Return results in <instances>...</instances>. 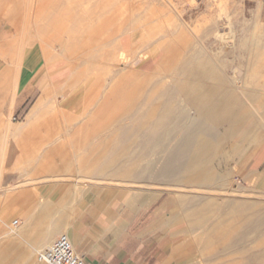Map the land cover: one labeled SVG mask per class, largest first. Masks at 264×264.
<instances>
[{"label":"rangeland","instance_id":"obj_1","mask_svg":"<svg viewBox=\"0 0 264 264\" xmlns=\"http://www.w3.org/2000/svg\"><path fill=\"white\" fill-rule=\"evenodd\" d=\"M94 1H98L102 9L95 23H106L105 28H84L86 22L76 20L79 4L88 6ZM14 21L19 28L13 26ZM214 21L226 23L222 31L223 45H212L216 38V32L211 30ZM94 31H105L111 35L110 39L117 38L118 42L134 34L135 52L131 54L126 48V55L119 60L120 69L124 68L127 72L133 69L137 71L135 67L150 57L148 52L160 47L177 50L174 56L171 55V58L174 57L170 62L173 69L191 53L193 46H196L194 49L230 46L227 60L231 65H237L243 63L234 49L240 37L254 31L255 37L261 38L264 44V0H0V246L19 242L29 252L31 264H39V251H44L60 235L72 233L83 220L86 210L96 203L105 206V215L112 219L120 216L133 219L126 234L140 237L136 239L135 249L143 247V258L150 256L152 264L157 263L159 252L162 264H197L200 260L211 258L216 252L215 248L218 249V246L206 243L211 229L190 227L185 218L189 207H180L178 200L183 196L207 194L211 197L222 196V201L250 200L264 204V137L256 150L250 149V139L243 143L239 137L229 140L221 148L230 164L222 169L217 165L216 170L230 175L231 190L245 193L237 197L147 186L118 178H86L84 171L92 165L85 162L91 155H102L108 149L105 142L110 135L107 123L122 116H116L114 111H103L95 116V120L88 121L90 113L97 110L104 99L93 100L87 105L83 95L71 112L74 116L65 117L53 104L58 100L57 105L62 106L64 98L41 90L39 84L47 78L43 74H50L56 67H69L73 75L81 72L74 75L73 80L78 82L80 88L89 83L90 78L103 80L111 75L116 62H113L114 67L107 62L108 67L87 70L86 63L99 61L104 65V52H99L97 43H89V34ZM167 33L172 37L164 39ZM119 47L123 49L124 46H117L118 53ZM34 51H37L36 55L32 54ZM37 55L41 64L32 70H20V84L14 95L18 65L36 60ZM51 62V70H45ZM126 63L127 66L132 63L134 68H125ZM72 74L64 68L55 71L54 77L56 82L64 81ZM257 76L264 81V74ZM67 93L65 89V95ZM13 98L15 101L11 106ZM123 102L117 100L113 103ZM180 103L186 106L185 102ZM8 120L15 130L6 125ZM46 121L50 122L47 132L32 133L35 136L41 134V137L34 142L21 144L25 131L43 130ZM84 125H87L85 132H79ZM218 132L223 133V128H219ZM60 136L63 138L53 143V139ZM161 151L157 149L155 157L145 159L144 163L155 161ZM161 206H166L167 211L155 216V211ZM130 210L135 213H130ZM42 217H45L44 221L38 222ZM15 221L19 222L16 228L13 226ZM55 221L60 223L55 224ZM55 225L62 229L49 243H45L47 246H38L31 239L23 237L30 229L38 234L47 232ZM160 245L166 246V250H159ZM34 247L39 251H34ZM239 255L228 253L224 255L228 260L223 256L219 261L237 264Z\"/></svg>","mask_w":264,"mask_h":264},{"label":"bare ground","instance_id":"obj_2","mask_svg":"<svg viewBox=\"0 0 264 264\" xmlns=\"http://www.w3.org/2000/svg\"><path fill=\"white\" fill-rule=\"evenodd\" d=\"M211 24L213 26L211 30L216 32V36L213 34L216 38L212 45H223L225 42L222 31L226 23L214 21ZM106 25V23L99 25V29L105 28ZM13 26L19 28L16 21L13 22ZM255 33L252 31L237 41L234 49L243 61L237 65H231L227 60L230 46L228 48L212 46V49L206 48L207 46L194 49L196 46H193L191 53L180 58L178 67L173 69L170 62H173L171 61L174 59L173 53L177 50L160 47L148 52L150 57L135 67L137 71L133 69L132 63L128 64L133 70L127 72L124 68L120 69L122 66L119 65V60L126 55V48L131 54L135 52L134 34L118 42L117 38L110 39L111 35L105 31H94L89 34V43H97L100 47L99 52H104V65L99 64V61L86 63L87 70H96L108 67L107 62L112 66L113 62H116L115 69L110 71L111 75L104 77L103 80L90 78L89 83L86 82L80 88L77 86L78 82L73 80L74 75L81 72L73 75L69 67H56L55 71L65 68L72 74L67 80L56 82L55 71H50L52 62L48 64L45 70L48 69L50 74H43L47 78L39 85L41 90L46 92L48 90L64 98L62 106L57 105L58 100L53 101V104L65 117L74 116L71 112L83 95L87 105L93 100L104 99L97 110L90 113L88 121L95 120V116H99L103 111H114L116 116H122L119 120L107 123L106 126H109L110 130V135L105 139L108 149L102 155H91L85 162L92 165L84 171L86 178L94 179L100 176L118 178L129 183L140 182L154 187L157 185L233 197L245 195L231 190L230 175L216 169L229 167L228 157L221 150L229 140L239 137L244 143L250 139V149L256 150L264 137V81L257 76L264 74V44L261 38L255 37ZM170 36V33H167L163 38ZM119 44L124 46V50L119 47L120 53L116 50ZM35 52L37 54V51L32 54L36 55ZM40 64L37 55L36 60L18 65V72L14 78V95L20 84V70H32ZM126 66L127 63L125 68ZM65 89L68 90L67 95ZM117 100L124 102L113 103ZM14 101L15 98L11 100V106ZM179 101L185 102L186 106H181ZM161 102L163 105H159ZM45 123L47 124L43 130L25 131L21 144L34 142L41 137V134L35 136L32 133L47 132L50 122ZM6 125L16 129L12 127L10 120ZM86 127L87 125L81 126L78 131L85 132ZM219 128H223L224 132L220 134ZM62 138L61 136L54 138L53 143ZM157 149L162 150L159 157L145 164V159L153 157ZM160 195L159 193L158 196ZM217 197L203 194L195 197L183 196L178 200L180 207H189L185 218L190 227L211 229L206 243L218 246V249L215 248L216 252L213 250L215 254L211 258L200 260L197 264H226L227 262L219 261V258L222 259L228 253L240 254V261L237 264H264V204L249 202L250 200L222 201V196ZM130 199L131 196L127 202ZM44 218L38 222L44 221ZM38 222L36 223L39 224ZM57 223L60 222L55 221V224ZM61 229L55 225L47 232L38 234L30 229L23 237L40 246L49 243ZM65 234L73 241L74 234L71 232ZM33 250L39 251L35 247ZM224 257L228 260L227 256ZM30 258L29 252L19 242H9L0 246V264H31Z\"/></svg>","mask_w":264,"mask_h":264},{"label":"crops","instance_id":"obj_3","mask_svg":"<svg viewBox=\"0 0 264 264\" xmlns=\"http://www.w3.org/2000/svg\"><path fill=\"white\" fill-rule=\"evenodd\" d=\"M101 10L98 1H94L88 6L79 4L75 13L78 16L76 20L86 22L84 28L95 30L99 28L95 20L99 18ZM81 14H84V17H81ZM166 211V206H161L154 215L158 216ZM85 213L82 216L83 220L73 230L72 235L74 234L73 242L76 252L84 257L86 264H152L150 256L143 258L145 254L143 247L138 246L135 249L136 239H140V237H131L126 234L133 219H123L122 216L112 219L105 215V206L96 203H93ZM130 213L134 214L135 212L130 210ZM165 247L160 245L159 250L165 251ZM159 253H157L156 264H162Z\"/></svg>","mask_w":264,"mask_h":264},{"label":"built area","instance_id":"obj_4","mask_svg":"<svg viewBox=\"0 0 264 264\" xmlns=\"http://www.w3.org/2000/svg\"><path fill=\"white\" fill-rule=\"evenodd\" d=\"M15 221L13 226L18 227ZM39 264H86L83 256L76 252L72 239L68 234L60 235L49 247L40 252Z\"/></svg>","mask_w":264,"mask_h":264}]
</instances>
